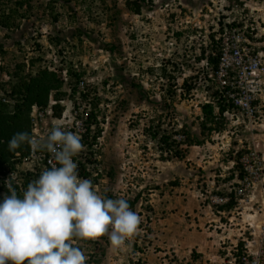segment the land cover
Here are the masks:
<instances>
[{"label": "rangeland", "instance_id": "obj_1", "mask_svg": "<svg viewBox=\"0 0 264 264\" xmlns=\"http://www.w3.org/2000/svg\"><path fill=\"white\" fill-rule=\"evenodd\" d=\"M56 1L31 0L17 28L0 26V64L24 62L31 71L47 67L83 73V100L93 108L101 135L78 156L100 194L113 199L139 194L133 211L141 218L139 234L118 249L107 236L74 244L88 257L87 264H220L224 246L238 234L240 211L244 216L251 203L219 211L209 197L235 183L226 178L241 148L254 140L264 151V129L253 132L228 122L224 131L205 135L202 144L188 147L185 157L177 159L161 153L145 128L152 120L168 130L169 124L184 125L201 138L200 91L187 93L179 86L189 76H197L191 82L200 86L198 48L207 44L216 19L235 3L264 43V0H136L138 14L125 0ZM18 10L14 15L24 9ZM206 48L204 56L210 51ZM164 68L170 80L162 76ZM0 79L10 80L4 71ZM70 81L67 76L63 90L68 91ZM15 166L19 175L10 181L22 193L24 170L19 162ZM259 192L252 199L255 206L264 201Z\"/></svg>", "mask_w": 264, "mask_h": 264}, {"label": "clouds", "instance_id": "obj_2", "mask_svg": "<svg viewBox=\"0 0 264 264\" xmlns=\"http://www.w3.org/2000/svg\"><path fill=\"white\" fill-rule=\"evenodd\" d=\"M204 45L200 47L204 48ZM60 74L62 85L58 91L65 95L55 99L51 94L45 107H37L44 110L50 100H56L52 106L54 116H62L73 122L81 118L82 110L86 109L85 105L82 106L80 113L78 104L74 102L82 75L78 81H70L72 84L66 91L62 87L69 75L67 70L65 74ZM83 94L85 92L81 94L82 99ZM56 106L61 107L58 115ZM73 106L77 110L74 118L71 114ZM91 114H94L93 108L90 109ZM46 116L45 121L51 124L47 113ZM29 118L30 136L26 132L14 134L8 142L9 151H15L27 143L33 152L46 150L56 163L50 169L43 170L38 179L28 183L22 198L11 181L5 182L11 194L5 195L3 202H0V264H87L88 257L74 241L97 240L107 236L110 245L118 249L126 240L138 235L141 218L131 210L126 199L107 198L106 194H100L93 187L92 181L79 177L78 163L83 162L78 155H82L84 149L92 148L101 135L100 132L92 141L96 130L100 131L96 116L94 119L89 116L85 120L87 131L81 135L65 130L62 124H56L46 137L39 139L31 137L30 115ZM175 136H178L177 139L180 137ZM89 142H93L91 146H87ZM19 156V153L15 154L12 161H21Z\"/></svg>", "mask_w": 264, "mask_h": 264}, {"label": "built area", "instance_id": "obj_3", "mask_svg": "<svg viewBox=\"0 0 264 264\" xmlns=\"http://www.w3.org/2000/svg\"><path fill=\"white\" fill-rule=\"evenodd\" d=\"M246 17L240 6L235 3L228 13L216 19L211 32L214 33V42L211 44L209 38L205 47L207 50H209L208 46L216 47L212 53L217 56V66L212 68L208 65L206 54L204 59L196 61L200 65L203 76H200V86L194 87L193 90L200 91L199 99L201 100L198 105L216 104L219 99L229 104L223 113L225 124L231 122L233 127L240 125L254 132L258 126L264 124V43L259 40L260 37L256 33H253L255 28L247 24ZM198 49L200 50L201 47ZM83 92H85V83L80 79L74 102L78 104L80 113L82 106L85 105L86 109L82 110L81 118L78 117L73 122L62 116L58 118L54 116L52 106L57 102L56 100H50L44 110L34 105L30 114L31 137L34 139L46 137L56 124H62L65 130L80 135L85 133L87 131L85 120L90 116L91 108L90 103L82 102ZM72 108L71 114L74 118L77 110L74 106ZM215 110L217 111V107ZM46 113L51 124L45 121ZM239 151L237 164L240 169L235 171V184L231 182L232 187L228 188L227 192H232L237 204L235 207L239 205L242 209L243 203L246 205L251 203V205L247 206L248 213L244 215L245 218L242 216L243 211H240L238 234L234 242L224 246L220 264H264V201H261L258 206L252 202V199L255 200L257 191H260V195L264 193V187H258L264 179V151L258 149L254 140ZM53 163L56 162L46 150L33 152L31 147L29 153L19 161L24 172L40 173L50 169ZM17 172L19 171L6 169L1 178H4V182L10 181L13 174L19 175ZM239 173L241 175H238ZM229 198V195L221 194L209 197L213 205L223 204ZM258 214L261 216L257 219ZM256 219L259 222L256 223Z\"/></svg>", "mask_w": 264, "mask_h": 264}, {"label": "trees", "instance_id": "obj_4", "mask_svg": "<svg viewBox=\"0 0 264 264\" xmlns=\"http://www.w3.org/2000/svg\"><path fill=\"white\" fill-rule=\"evenodd\" d=\"M52 2H57L52 0ZM128 9L138 14L140 12L141 5L136 0H125ZM4 5L7 8H4ZM24 9L23 12L18 15H14L18 9ZM31 8V0H0V26L7 29H15L20 24ZM56 19V16H55ZM176 35H180V32H176ZM209 38L214 42V33L209 34ZM209 44V45H211ZM210 51L207 53V63L212 68L217 66V56L213 55L212 51L216 50V47L208 46ZM204 49L200 55L198 54L195 58L197 61L204 59ZM3 55L4 52L0 50ZM197 54V53H195ZM34 60L30 61L31 65H34ZM4 71L9 76L10 80L4 81L0 79V202H3L5 195H10L8 188L5 186L4 178H1L2 173L7 169L9 171H16V164L18 162L12 161L16 152L20 154L19 159L29 153L30 145L27 143L22 144L15 151H9L8 142L16 133L26 132L30 136V112L32 111V105L36 104L38 107H45L49 101V97L52 96L58 99L65 95L62 91H58L62 85V75L55 72L47 67L38 68L35 71L27 70L25 63H15L13 67L8 64H0V72ZM67 73L71 79L78 81L82 72L75 71L73 69H67ZM162 76L170 80L171 74L165 72V68L161 73ZM196 75V74H195ZM197 76H189L183 79L180 84L181 89H185L187 93H190L195 87V82H191ZM193 83V84H191ZM8 85V87H7ZM53 90L55 92H53ZM168 94H171L170 89L167 90ZM84 99V98H83ZM92 107H95V102H91ZM229 104L223 99H219L216 104L203 103L200 104L201 116L199 121L200 136H194L184 125L173 127L169 124L170 130L167 127L162 126V122L155 123L152 120L150 126L145 128L146 133L151 139H154L158 143V148L161 153H167L169 157L177 159H183L185 157L187 148L193 145H200L203 143L205 135H210L213 132L222 131L225 129V121L223 117L224 111L227 109ZM217 107V111L215 110ZM56 114L58 115L61 107L56 106ZM95 115L91 114L90 119H94ZM159 121V120H156ZM100 131L97 129L92 138L95 141L96 137L99 136ZM87 134L84 136L86 137ZM179 135V139L175 137ZM93 142H89L87 146H91ZM235 156V163L233 170L239 171V165L237 164L238 156L240 151ZM169 159V158H168ZM79 177L89 179L92 172L84 167L83 163H78ZM235 171L226 178L227 181L234 178ZM23 177V187L26 190L29 182L39 178L40 172H20ZM238 175H241L240 173ZM12 186L17 190V193L22 197L23 192L20 193V185L17 183H11ZM235 184V183H234ZM22 187V188H23ZM221 195H229V200L223 204L216 205L219 211H229L236 205V200L233 197L232 192L228 193L227 190L220 192ZM139 194L133 199L126 198L131 210L134 209L137 203Z\"/></svg>", "mask_w": 264, "mask_h": 264}, {"label": "crops", "instance_id": "obj_5", "mask_svg": "<svg viewBox=\"0 0 264 264\" xmlns=\"http://www.w3.org/2000/svg\"><path fill=\"white\" fill-rule=\"evenodd\" d=\"M259 129H264V124H262V126H261V125L258 126V127H257V130H259ZM262 135H264V134H262ZM262 135H261V136H262ZM255 136H256V137H259L260 135H259V134H255ZM261 136H260V137H261ZM263 146H264V145H263ZM258 147H259V144H258Z\"/></svg>", "mask_w": 264, "mask_h": 264}]
</instances>
